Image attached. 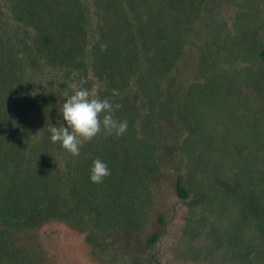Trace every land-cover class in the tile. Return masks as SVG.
I'll list each match as a JSON object with an SVG mask.
<instances>
[{
  "label": "rangeland",
  "instance_id": "rangeland-1",
  "mask_svg": "<svg viewBox=\"0 0 264 264\" xmlns=\"http://www.w3.org/2000/svg\"><path fill=\"white\" fill-rule=\"evenodd\" d=\"M79 88L128 128L74 157ZM59 224L105 264H264V0H0V264H77Z\"/></svg>",
  "mask_w": 264,
  "mask_h": 264
},
{
  "label": "clouds",
  "instance_id": "clouds-1",
  "mask_svg": "<svg viewBox=\"0 0 264 264\" xmlns=\"http://www.w3.org/2000/svg\"><path fill=\"white\" fill-rule=\"evenodd\" d=\"M108 47L100 44L101 51ZM112 94L117 95L114 89ZM122 107L113 103L108 97L101 98L87 88H79L69 95L62 104L60 119L55 123H48L46 128L49 139L59 142L61 147L77 157L84 142L92 140L100 133L119 137L128 128L126 119H119L115 113ZM111 174L108 164L96 158L89 170V181L99 184Z\"/></svg>",
  "mask_w": 264,
  "mask_h": 264
},
{
  "label": "flooded vegetation",
  "instance_id": "flooded-vegetation-1",
  "mask_svg": "<svg viewBox=\"0 0 264 264\" xmlns=\"http://www.w3.org/2000/svg\"><path fill=\"white\" fill-rule=\"evenodd\" d=\"M51 222L52 221L50 220L49 222L45 223V225L48 226V228H49V226L52 224ZM59 223H61V222H59ZM58 226L59 227H57V228H59V231L61 232L59 234V239H61V237H62V241H63L62 243H64L65 246L70 245L71 247H75V250L72 252H76L75 262L77 264H105L102 262L103 260L101 261L95 255L96 251L94 249L96 248V246L92 247L90 245V243L88 242L87 234H85L83 232L80 233L79 230H77V229H72V230L75 232H78L80 234H77V233H75V234L74 233L62 234V231H64V228L61 226V224H59ZM56 236H58V234H56ZM64 244H63V246H64ZM59 257L62 258V255L61 256L57 255L58 262H56V264L61 263V259Z\"/></svg>",
  "mask_w": 264,
  "mask_h": 264
},
{
  "label": "trees",
  "instance_id": "trees-1",
  "mask_svg": "<svg viewBox=\"0 0 264 264\" xmlns=\"http://www.w3.org/2000/svg\"><path fill=\"white\" fill-rule=\"evenodd\" d=\"M176 191H177V195L180 197V198H184L185 197V194H186V191H185V189H184V186H183V183H182V180L181 179H177V183H176ZM51 219H49L48 221L46 220H44L43 218H40L38 221H39V223H37L36 224V226L39 228H44L45 227V223H47V222H49ZM20 221H22V218H18V219H16V227H14L13 229H19V227L17 226V225H20ZM51 221H53V220H51ZM55 221H57V220H55ZM59 222H61V221H59ZM63 228H64V231H62V234H68V233H72L69 229L68 230H66L65 229V227L63 226V225H61ZM59 227V226H58ZM72 227V226H71ZM70 228V227H69ZM70 229H74V228H70ZM155 240V238H152L151 239V241L150 242H153ZM24 248V247H23ZM67 249V248H66ZM67 250H69V249H67ZM60 254H62V253H60V252H57V255H59L60 256Z\"/></svg>",
  "mask_w": 264,
  "mask_h": 264
}]
</instances>
